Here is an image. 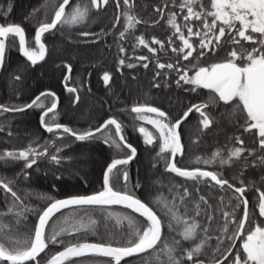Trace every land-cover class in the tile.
Instances as JSON below:
<instances>
[{
	"label": "snow or ice",
	"instance_id": "obj_1",
	"mask_svg": "<svg viewBox=\"0 0 264 264\" xmlns=\"http://www.w3.org/2000/svg\"><path fill=\"white\" fill-rule=\"evenodd\" d=\"M89 3L91 7L86 3H76L66 12L70 0H60L52 19L49 22H42L37 27L34 35V46H29L25 29L21 25L0 24V70L5 68L7 42L10 37L18 39L20 53L27 62H30L31 66H35L44 61L48 53L47 45L43 40L45 33L52 32L58 26L83 23L92 9L103 10L109 5L110 0H89ZM111 3L117 10L113 27L120 23L122 15L125 19L124 30L119 32V38L123 40L129 29H133L141 23L136 15L131 14L135 0H111ZM171 4L175 5V0H171ZM122 7L124 11H121ZM168 7L169 4L165 3L163 6L155 8L161 19L164 18V9ZM178 7L180 13H185L186 9V14H183V24H180L177 22L178 13L169 12L167 24L171 26L173 31L167 37V48L172 53L177 54L179 59L174 63H161L157 60L156 68L174 70L178 75V79L175 81L177 86H181V82H183L193 86L190 91L206 89L213 95L206 102L190 104L187 110L175 120L166 111L147 103L133 105L130 111L136 114L138 120L146 121L152 125L158 133L161 143L157 156L164 153L169 154L165 159L166 172L184 178L186 182L191 181L196 193L200 192L201 184L209 188L218 187L221 191H231V196L225 207L231 205L232 211L219 209L224 219L221 229L222 236L226 237L230 243L225 252L222 253L223 259H213L211 264H224L225 261L229 260V257H232L230 264H264V226L255 224L247 231L245 229V225L250 223L249 201L245 193L254 185L246 184L241 179L239 180L240 186H236L228 178H224L222 172L206 170V168L201 167L191 169L180 167L176 160L178 155L183 156L184 154L180 132L181 125L191 114L196 113L199 115L201 131L209 129L214 123L207 111L209 103L218 105L223 102L224 105L232 106L231 112L227 113L229 118L235 113L243 114L244 122L240 127L245 132L251 133L255 130L257 147L246 148L244 147L245 141L236 137L235 142L239 146L232 147L226 155L222 150L217 149L208 158L197 157L196 164L209 166L219 163L220 166H231L234 161H241L243 158L237 171L238 176H243L244 170L249 167H264V0H210V8H206L201 0H182ZM7 11L10 12L11 8L9 7ZM3 14L7 15V13ZM209 18H211L210 21ZM193 21L200 23L197 26ZM155 23H159V21H155ZM101 34H104L103 29L99 34L88 31L79 33L81 37H93L94 41L98 40ZM194 37L197 40L195 44L193 43ZM136 40L138 45L143 46L153 54L158 50L153 45L159 46L161 51L166 49L165 41L155 36L147 40L144 35H140L136 37ZM176 40L180 42L179 45L176 44ZM242 41L249 42L252 47L248 50H238L236 47H231L241 45ZM220 49H224L226 52L223 60L210 63L207 66L200 65L199 61L203 57L209 54L214 55ZM119 51L126 53L127 50L120 47ZM135 59L148 61L147 56H138ZM181 61H189L190 63L188 66H182ZM118 63L121 67L125 66V59H119ZM135 66L133 63L126 65L128 68ZM148 66V63H143L144 68H148ZM65 68L67 74L64 77V87L69 93H77V88L70 87L68 84L72 72L71 65H65ZM193 69H195L194 75L190 76L189 72ZM160 75V71L155 73L156 77ZM13 79L21 81V76L15 75ZM103 80L107 85L111 80V74L105 72ZM153 86L159 88L160 84L156 83ZM46 100L48 101L47 104L45 103ZM78 102L79 95L77 94L73 103ZM58 105L59 97L53 91L41 92L30 103L24 105L0 104V113L24 112L32 108L41 109V127L55 137L49 142L52 145L51 151L46 144L41 145L33 141L21 149L0 151V162L22 161L21 175L24 179H28L31 175L28 170L33 169V166L37 165L41 158H49L57 165L61 163L62 159H65L59 154L70 145L56 146V140L62 139L65 134L74 137L79 142H91L99 139L106 146L112 148L116 155L105 169L101 190L89 195H75L65 199L48 197L49 203L39 213L38 223L35 225L32 235L22 245L17 243L12 246L9 243L10 234L15 230V225H18L31 209L22 196L14 190L13 181L0 177V195L4 196L7 204L6 212L0 211V264L4 261L9 262V264H29V262L39 264L37 257L45 252L49 244H64L65 241L61 237L95 230L96 220L92 219L91 216H87L86 219L73 216L65 217L62 222L58 223L57 227L51 228L46 234L49 221L61 210L78 208L108 210L112 206H122L131 210L132 213L139 214L145 221L143 229L135 226L132 216L107 211L109 218L116 217L118 221H128L129 226L133 228L130 238L122 243L87 241L70 243L62 251L52 255L47 264H66L73 258L87 256L109 258L107 264H121L122 261L124 264H128L125 258L139 257L142 264H147V261L140 254L149 253L150 250L156 253L157 259H160L161 256L165 257L162 264H205L201 256L205 254L208 241L214 238L209 232L214 216L211 211L212 205L208 204L207 197L200 195L198 200L186 202L187 198L192 195L189 187L174 185L176 194L171 201L163 197H158L155 201L161 206V210L168 218L165 222L149 203L127 190L130 181L127 168L136 158L137 148L128 143L122 122L115 116H111L95 127L77 131L59 122ZM145 113L154 115L148 116ZM0 131H3V128H0ZM138 131L142 134L145 145H152L155 142L156 136L146 127L140 126ZM8 134L11 135V132ZM34 144L35 146H33ZM245 153L247 156L244 155ZM249 157L252 159L249 160ZM57 179L60 177L57 176ZM114 179L121 184L120 190L114 188ZM261 181L264 182V177H261ZM135 187L139 188L141 185L137 182ZM181 188L183 189L182 193L179 191ZM255 190L258 193L259 216L264 217V191L258 187ZM169 191H172V188ZM219 200L224 203V196L221 195ZM233 200L235 201L234 204ZM202 204L205 206L204 208L201 207ZM179 205L183 206L182 214ZM241 205L243 206V214L237 220L235 209L240 208ZM202 212L206 223L196 219L202 215ZM189 213H193V215H189ZM5 215L14 217L15 224L11 228L3 224ZM229 224L235 225L230 235L228 234ZM174 225L180 226L178 235L183 241L194 242L192 246L182 247L181 239L172 238L171 241H168V238L165 237L162 240L164 228L167 227L169 232L176 231ZM222 236L215 237L217 241L215 252H220L219 245L223 243ZM237 240L242 241L240 244L241 251L233 253L232 249L236 247Z\"/></svg>",
	"mask_w": 264,
	"mask_h": 264
},
{
	"label": "trees",
	"instance_id": "obj_2",
	"mask_svg": "<svg viewBox=\"0 0 264 264\" xmlns=\"http://www.w3.org/2000/svg\"><path fill=\"white\" fill-rule=\"evenodd\" d=\"M59 2L60 0H0V24L7 25L14 23L21 25L25 29L29 46H34V35L37 27L42 22H49L52 19ZM80 2L89 4V7H91L89 0H71L66 12L69 11L72 5ZM181 2L182 0H175V5H172L171 0H135L131 14L136 15L141 20V23L137 24L135 28L129 29L126 32L125 38L121 40L119 32L124 30L125 19L122 15L120 23L113 27L117 10L110 0L109 5L103 10L97 11L92 9L88 18L83 23L65 25L63 27L58 26L52 32L45 33L43 40L47 45L48 53L45 60L35 66H31L30 62H27L22 57L19 51L18 39L10 37L7 42L8 49L5 57V68L0 74V104L9 106L24 105L30 103L41 92L53 91L59 97L57 111L60 123L80 131L88 127H95L109 117L115 116L124 125L126 137L128 131L138 134L137 128L142 124L141 120L136 118V114L130 111L133 105L147 103L150 106L159 107L175 120L187 110L190 104L206 102L212 96V93H206L199 89L190 91L193 86L184 84L183 82H181V86H177L175 81L178 79V75L174 70H159L156 68L157 60L161 63H174L179 59L177 54L172 53L167 48V37L173 31L171 26L167 24V19L169 12L174 11L178 13L177 22L183 24L182 16L186 14V9L185 13L179 12L178 5ZM201 2L206 8H210V0H201ZM165 3H168L169 7L164 9V18L161 19L160 14L155 11V8L163 6ZM9 7L11 8L10 12L7 11ZM121 11H124L123 7ZM3 13H7V15ZM155 21H159V23H155ZM193 23L198 26L200 22L193 21ZM101 29L104 30V34H101L100 38L95 41L91 36L81 37L79 35L83 31L99 34ZM140 35H144L147 40H150L153 36L164 40L166 49L161 51L159 50V46L153 45L157 47V52L155 54L149 52L143 46L138 45L136 37ZM173 39L175 40V37ZM175 42L177 45L180 43L178 40ZM193 43H197L195 37L193 38ZM61 47L67 48L71 52L94 53L93 64L82 67L79 59L61 55L59 53ZM120 47H124L127 50L126 53H121L119 51ZM231 47H236L238 50H248L252 45L249 42L242 41L241 45H233ZM138 56H147L148 61L135 59ZM225 56V50L220 49L214 55L209 54L203 57L199 63L202 66H207L210 63L223 60ZM121 58L125 59V66L123 67L118 63ZM128 63H133L136 66L128 68L126 67ZM143 63H148V68H144ZM189 63V61H181L182 66H188ZM65 65H71L72 72L68 84L70 87H76L77 93H69L64 87V77L67 74ZM157 71L161 72L159 77L155 76ZM105 72L111 74V80L107 85L103 80ZM194 72L195 69L190 71L189 75H194ZM50 73H53L50 80L35 82L36 79L43 78ZM15 75H20L21 81H15L13 79ZM28 80H32L33 85H27ZM156 83L160 84L159 88L153 86ZM134 84L147 87L148 95H126L127 87ZM77 94L79 95V102L73 103ZM100 96L103 98V101L98 102L97 108H95V111L98 110L97 113L90 112L86 116L85 111L91 106L90 102L97 100V98L100 99ZM45 103L47 104L48 101L46 100ZM231 108V105H224L223 103H219L218 105L209 103L207 111L214 120V123L206 134L201 131L200 125L196 120L198 114H191L188 121L183 124L182 130L186 126L194 125V132L196 134L193 135L195 137L193 156L187 161L184 160V157L189 154V147H191L190 143L188 144L187 142L186 127L184 134H182L184 157L179 162L186 168L201 167L216 171L219 168L224 171L222 173L224 178H228L236 186H240L239 180L241 179L246 184L251 183V185H254L245 193L249 201L248 207L250 213V223L245 225L247 231L250 227H254L255 224L264 226V217L259 216L258 193L255 190L258 187L261 191H264V182L261 181V177H264V167H249L244 170L243 176H238L237 171L243 158H241V161H234L231 166L224 165L217 167L215 165L205 166L203 164H196L197 157L203 159L206 153L210 157L217 149L222 150L226 155L227 151L232 147L239 146L235 142L236 137H240L245 141L244 147L246 148L257 147L255 143V130L250 133L245 132L240 127L244 122V117L241 113H235L229 118L227 113L231 112ZM40 114L41 109L38 108L27 109L24 112L0 113V128H3V131H0V151L21 149L33 141L41 145L46 144L51 151L52 145L49 142L55 139V137L41 130L39 124ZM84 115L86 117H83ZM9 132H11V135L8 134ZM60 141L56 140V146L61 144ZM128 143L135 146L139 153L135 162L130 165V171L132 170L138 174V176H133V181L135 183H142L143 171L141 170L143 168H148V170L151 168L154 174L157 173L155 166L151 167L150 165L149 167L150 163L153 165L157 164V143L145 145L144 142H132L129 139ZM62 145H70V147L64 148V152L62 153V157H65V159L62 163V176H60V179H57V176H59V164L53 163L49 158L38 160V164L34 165L33 169L28 170L31 173L28 179H24L21 175L23 168L22 161L0 162V177L13 181L14 190L17 191L18 195L22 196L27 206L31 209L26 214V217L22 218L18 225H15V230L11 232L9 243L12 246H15L17 243L22 245L32 235L39 213L49 203L48 197L64 199L75 195H89L102 189L105 169L114 155H116L113 149L106 146L99 139L91 142H79L67 134L62 138ZM93 152L102 153L103 156L95 175L90 176V178L82 174L80 177H72V171L76 169L75 165L77 163L75 157L79 154H90ZM244 155L247 156V153ZM251 159L249 157V160ZM161 170L162 176L164 178L170 177V180L163 179L160 197L171 201L176 194V189L173 188L174 185H186L189 187L192 195L187 198L186 202L196 201L200 195L207 197L208 204L212 205L211 211L214 216L209 232L214 238L208 241L204 257L207 262H211L213 259H222V253L225 252L230 242L226 237L222 236L221 229L224 219L219 209L223 208L225 211H232L231 205L225 207L227 200L231 196V191H221L218 187L209 188L201 184L200 192L196 193L192 186L187 185L186 182H181L184 179L174 175L168 176L165 166ZM113 184H115V180H113ZM170 188H172V191H169ZM149 190L150 192L145 197L142 196V200L149 203L157 211V214L161 215L162 220L166 222L168 218L161 210V206H157L155 203L157 191L154 189L152 191L151 189ZM179 191L182 193L183 189L181 188ZM221 195L225 198L224 203H221L219 200ZM177 203L179 202L177 201ZM234 203L235 201L233 200ZM201 207L204 208L205 206L202 204ZM179 208L182 214L183 206L179 205ZM6 210L7 204L4 196L0 195V211L6 212ZM107 211L121 213L124 216H132L135 226L141 230L143 229L144 218L121 207H112L108 210L78 208L63 211L49 221V228L46 230V234L51 228L57 227L58 223L62 222L65 217L73 216L85 219L87 216H91L92 219L96 220L95 230L88 233L61 237L65 241L64 244H49V247L39 258V264H45L52 255L61 251L70 243L85 241L122 243L130 238L133 228L129 226L128 221H118L116 217L109 218ZM242 214L243 206L241 205L240 208L235 209L236 219L239 220ZM189 215H193V213H189ZM196 218L200 220L204 218L201 221L202 223H206L203 212L200 217ZM3 224L11 228L15 224L14 217L5 215L3 217ZM174 227L177 230L172 232H169L167 227L164 228L162 240L167 237L168 241H171L175 234L178 235L180 226L174 225ZM234 227L235 225L229 224V235ZM5 231H8V229H5ZM216 236H222L223 239V243L219 245L220 252H215V248L217 247ZM177 239H181L179 235ZM241 242V240L238 241L236 247L233 249V253L241 251ZM184 245L185 241L181 239V246L185 247ZM144 257L149 264H162L161 262L165 259L164 256L157 259V255L154 252L148 253ZM231 259L232 257H229V260L225 261L224 264H230ZM81 260L104 261L107 264L109 258L78 257L67 261L66 264H81Z\"/></svg>",
	"mask_w": 264,
	"mask_h": 264
},
{
	"label": "flooded vegetation",
	"instance_id": "obj_3",
	"mask_svg": "<svg viewBox=\"0 0 264 264\" xmlns=\"http://www.w3.org/2000/svg\"><path fill=\"white\" fill-rule=\"evenodd\" d=\"M199 90H202V91H205L206 93H210L209 92V90H206V89H199ZM213 95V94H212ZM220 103H223V102H220ZM145 115H148V116H152V115H154V114H149V113H145ZM191 116V115H190ZM190 116H189V118H190ZM188 118V119H189ZM197 122H198V124H199V115L197 116ZM188 121V120H187ZM186 121V122H187ZM141 122H142V124H141V126H144V127H146L149 131H151V132H153V134H154V136H156V140H155V142L154 143H157V153L159 152V145H160V140H159V136H158V133L156 132V130L153 128V126L152 125H150V124H148L146 121H142L141 120ZM185 123V122H184ZM183 123V124H184ZM39 124H40V122H39ZM183 124L181 125V129H180V132H181V141H182V134H184V132H185V128L187 127H185L183 130H182V127H183ZM140 127V126H139ZM138 127V128H139ZM40 128H41V126H40ZM138 128H137V130H138ZM41 130H42V128H41ZM209 129H206V130H203L202 132H204V134H206V132L208 131ZM43 131V130H42ZM44 132V131H43ZM45 133H47V132H45ZM137 133L138 134H135L134 132H130V131H128V134H127V140L129 139V140H131L132 142H138V143H140V142H143V136H142V134H140L139 133V131H137ZM47 134H50V133H47ZM194 134H196L195 132H194V125H190V126H188L187 127V129H186V135H188V144L190 143V145H191V147H189V154H188V152H187V154L188 155H186L185 157H184V154H183V156H177V158H176V160H177V165L178 166H180V167H184L183 166V164L181 163V162H179V160H181V159H183V157H184V160H189L190 159V157H192L193 156V151H194V147H193V145H194V140H195V137L193 136ZM50 135H52L53 136V134H50ZM52 138H54V137H52ZM74 138V137H73ZM61 141V144L59 145V147H63L64 145H62V139H60ZM182 143H183V141H182ZM184 145V144H183ZM64 152V149H63V151L59 154V155H61L62 156V153ZM138 155H139V153H138V151H137V156H136V158L128 165V168H127V170H128V173H129V178H130V181H129V183H128V185H127V190L128 191H130V192H133L136 196H138L140 199H142V196L143 197H145L149 192H150V190H149V188H146L144 185H143V183H139L140 185H141V187H139V188H136L135 187V185L137 184V183H135L134 181H133V176L135 177V175H137L138 176V174H136V173H134L132 170L130 171V165L133 163V162H135V160L137 159V157H138ZM168 155L169 154H167V153H164V154H161V156H157V164L155 165V168H157V173L155 174L156 175V180H157V188H155L154 190L155 191H157L156 192V194H157V198L158 197H160V195H161V190H162V182H163V179L164 180H170V177H163L162 176V170H161V168L163 167V166H165V159L168 157ZM208 156H209V154L208 153H206V155L203 157V158H208ZM64 162V159H62L61 160V163L58 165L60 168H59V170H58V175H59V177L60 176H62V172H61V170H62V163ZM215 166H217V167H219L220 165H219V163H217V164H215ZM186 168V167H185ZM189 169H191V168H189ZM207 170V169H206ZM141 171H143V169L141 170ZM218 171L219 172H224L223 170H220L219 168H218ZM168 176H170V175H174V176H176L175 174H173V173H169L168 172V174H167ZM142 177H143V174H142ZM176 177H178V176H176ZM179 178H181V177H179ZM181 179H184V178H181ZM115 180V179H114ZM181 182H183V183H185L186 181H184V180H181ZM186 184L187 185H189V186H192V182L191 181H187L186 182ZM102 186H103V181H102ZM114 188L116 189V190H120L121 189V184L119 183V182H116V180H115V184H114ZM157 206H160V205H158L157 204ZM197 220H200V219H198V218H196ZM204 218H201V220H203ZM206 220V219H205ZM177 237H178V235L177 234H175L174 236H173V238H176L177 239ZM239 241V240H238ZM194 242L193 241H185V247H190V246H192V244H193ZM238 243V242H237ZM237 245V244H236ZM207 246H208V244H207ZM46 251V250H45ZM152 251H150L149 253H151ZM44 254V253H43ZM42 254V255H43ZM146 254H148V253H145V254H142L141 255V257H143L144 259H145V257L144 256H146ZM41 255V256H42ZM206 255V252H205V254L204 255H202L201 256V259H204V261H205V264H211V262H207L206 260H205V256ZM40 256V257H41ZM39 257V258H40ZM39 258H38V260H39ZM128 261V264H142V260H141V258H139V257H134V258H131V259H129V260H127ZM100 263H103V264H106L104 261H99ZM160 262H161V260H160ZM32 263V262H31ZM31 263H29V264H31ZM162 263V262H161ZM121 264H124V262H122ZM147 264H149L148 262H147Z\"/></svg>",
	"mask_w": 264,
	"mask_h": 264
},
{
	"label": "rangeland",
	"instance_id": "obj_4",
	"mask_svg": "<svg viewBox=\"0 0 264 264\" xmlns=\"http://www.w3.org/2000/svg\"><path fill=\"white\" fill-rule=\"evenodd\" d=\"M60 54L63 56H70V57H75L77 59L80 60L81 62V66L85 67L89 64H93L92 60H93V55L92 54H88V53H83V52H71L70 50H68L67 48H63L61 47V50H59ZM70 51V52H69ZM95 56V55H94ZM95 63V62H94ZM53 76V73L48 74L47 76L43 77V78H38L36 79V83L37 81H48L51 79V77ZM29 82L27 83V85L31 86L33 85V81L28 80ZM26 85V86H27ZM10 91H12L11 89H9ZM147 87L145 88L144 85L139 86V84H134V85H130L127 87V93L126 95H143V96H147L148 95V91H147ZM94 100V99H93ZM99 101H103V98L100 99L97 98V100L91 101L90 104L91 106L87 109L88 113H86L87 111H85L86 116H88V114H90V112H94L97 113V111H95V108H97L98 102ZM85 115L83 117H86ZM103 156L102 153L99 152H93V153H86V154H79L75 157V160L77 161L76 165H75V170L72 171V177H80V175H85L88 178H90V176L95 175L97 168L102 160ZM153 167V164L150 163L149 167ZM142 183L146 188L151 189V191L155 188H157V180L155 177V174L153 173V170H151V168L148 170V168H143V178H142ZM81 264H103L100 263L97 260H81L80 261Z\"/></svg>",
	"mask_w": 264,
	"mask_h": 264
},
{
	"label": "water",
	"instance_id": "obj_5",
	"mask_svg": "<svg viewBox=\"0 0 264 264\" xmlns=\"http://www.w3.org/2000/svg\"><path fill=\"white\" fill-rule=\"evenodd\" d=\"M70 1H71V0H70ZM66 10H67V8H66ZM21 55H22V54H21ZM22 57H23V56H22ZM23 58H25V57H23ZM25 59H26V58H25ZM42 62H43V61H42ZM42 62H40V63H38V64H41ZM1 71H2V70H0V74H1ZM187 120H188V119H187ZM187 120H186V121H187ZM186 121H185V122H186ZM40 126H41V124H40ZM41 128H42V127H41ZM42 130H43L44 132H46L43 128H42ZM64 199H65V198H64ZM112 207H121V208H124V207H122V206H112ZM125 209H126V208H125ZM66 210H69V209H63V210H61V212L66 211ZM128 210H129V209H128ZM130 211H131V210H130ZM61 212L56 213V215L59 214V213H61ZM53 217H54V216H53ZM53 217H52V218H53ZM37 223H38V221H37ZM237 242H238V240L236 241V244H237ZM233 249H234V248H233ZM233 249H232V251H233ZM45 250H46V249H45ZM62 250H63V249H62ZM62 250H61V251H62ZM150 251H151V250H150ZM43 253H44V252H43ZM43 253H41L40 256H41ZM144 254H145V253H144ZM140 255H142V254H140ZM40 256H39V257H40ZM39 257H37V260H38ZM131 258H134V257L125 258V259H126V260H129V259H131ZM222 259H223V258H222ZM122 262H124V261H122ZM122 262H121V263H122ZM29 263H31V262H29ZM2 264H9V262L4 261V262H2ZM45 264H47V262H46Z\"/></svg>",
	"mask_w": 264,
	"mask_h": 264
}]
</instances>
